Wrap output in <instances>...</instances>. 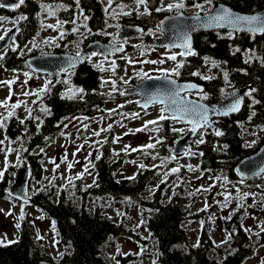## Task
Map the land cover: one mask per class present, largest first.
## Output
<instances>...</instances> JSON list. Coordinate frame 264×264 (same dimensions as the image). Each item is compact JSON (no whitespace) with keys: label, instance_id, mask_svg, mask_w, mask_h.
I'll return each mask as SVG.
<instances>
[{"label":"trees","instance_id":"obj_1","mask_svg":"<svg viewBox=\"0 0 264 264\" xmlns=\"http://www.w3.org/2000/svg\"><path fill=\"white\" fill-rule=\"evenodd\" d=\"M185 1L192 2V0ZM218 1L243 13L264 10V0ZM43 2L53 5L63 2L69 5L66 9L56 11V17L61 23H68L65 28L71 26L78 10L87 17L86 24L90 31L86 32L83 26L80 27L85 33L82 48L96 41L106 42L107 37L101 35L97 30L109 29L105 27V22L107 21L110 26L113 23V18L108 15L109 11L103 7L101 0H79V9L76 7V0H43ZM113 2L130 3L131 0H113ZM152 6L150 4L148 15H139L133 12L117 23L121 27L137 26L143 30H146V27L147 30L156 29L162 18L167 16V12L156 11V8L153 10ZM37 12H41L39 0H25L23 5L12 10L0 7V15L3 17L21 16L22 14L26 17L17 23L16 29L19 28V31L16 30L14 36L15 45L22 46L40 33L42 29L41 17L45 12H41L40 17H37ZM225 32L227 31L215 30L194 35L195 54H190L185 58L177 55V60H183L184 66L180 69L181 74L176 76V79L202 85L203 90L210 93L209 99L205 101L210 104L218 103L221 100L219 89L225 87L222 69L228 70L229 80L236 89L253 88L256 90L252 96L245 97L244 105L238 113L212 119L215 127L221 129L223 133L221 136H216L214 130L204 129V142L196 143L201 139L199 135L190 143L191 148H196L201 153V156L197 158L201 170H228L231 177L236 179L233 171L235 164L255 153L264 143V130H262L264 129V66H261L258 60L245 63V52H237L235 48L237 46L241 49L255 48L258 54H264V34L253 38L248 33H237L232 39H229L227 36L219 35V33ZM63 51L64 49L46 48L45 52L60 54ZM16 52L9 47L4 54V60L9 65L8 69L29 72L30 70L25 64V57L16 55ZM32 56H39V52H30L29 57ZM205 56L214 58L220 67H213L211 61L206 64ZM196 69H199L204 75H212L214 79L203 80L200 76L189 74L190 71ZM240 69L246 71L241 72ZM101 74L88 62L84 63L75 70L74 74H71L73 85L83 88L82 93L69 99L67 95L62 96L65 91H62L60 84H51L50 90L43 95L47 112L40 111L42 113L37 121L26 118L21 123V119L11 116L3 122L4 136L10 141L19 142L20 156L14 164H8L3 171V177L0 178V201H14L9 196V191L6 192L5 189L8 190L14 181L13 176L17 170L27 171L29 181H39L42 178L44 166L40 149L47 147L62 132L68 118H93L95 115L103 113V106L115 99L112 97V92H106L107 88L101 86ZM135 84L136 81L132 80L129 86ZM226 91H231V88H226ZM252 98L256 99V104H252ZM135 105L136 102H133L132 106ZM253 110L255 115L249 120L248 116ZM37 124H40L39 131H37ZM156 124L158 125V137L163 136L165 139L161 140L156 148L147 150L157 157H165L170 154L169 146H172L183 134L173 132L171 129L183 124L170 123L169 119L158 121ZM246 128H253L258 132L260 142L257 149L245 146L242 131ZM45 137L48 139L46 140ZM99 148L100 158L94 162L98 186L79 191L80 181L76 180V190L83 198L87 195H92L95 198H122L127 202L136 203L144 209L147 215V231L157 243L156 264H244L252 251L250 247L246 246L249 236L245 234L239 222L236 224V233L233 234L234 250L231 253L223 254L221 260L210 257L209 250L215 246L206 236L204 230L199 236L197 245L194 247L189 245L188 234L183 224L190 217L188 207L191 202L183 185H174L167 201H165V190L168 185L163 182L153 188L152 194L146 196L150 183L157 175L155 169H151L149 166L140 168L132 176V179L119 177L123 162L129 159L131 154H126L122 150L114 151L112 136L107 138ZM243 181L264 185L262 176ZM30 196L29 203L40 209L52 222L55 221L58 245L65 247L67 252H64L62 257L55 262L43 241L36 239L30 228L22 223L18 238L11 244L0 245V264H107L104 248L108 240L121 234L130 235L98 209L94 213H90L84 206V201L78 205L77 202L66 197L63 191L55 196L50 191L40 189ZM126 197L130 199H125ZM232 218L233 216H231ZM259 235L264 237V232L260 231ZM127 259L128 257L119 256V264H125Z\"/></svg>","mask_w":264,"mask_h":264},{"label":"rangeland","instance_id":"obj_2","mask_svg":"<svg viewBox=\"0 0 264 264\" xmlns=\"http://www.w3.org/2000/svg\"><path fill=\"white\" fill-rule=\"evenodd\" d=\"M101 2L103 7L108 9L109 13L115 11L118 14V18L112 19V25L107 27L109 29L105 30L109 33H116L117 28L115 25L118 24L117 21L130 13L148 15L150 12V10L148 13L143 12L144 5H141L137 9L134 0H131L130 3H123L127 6L124 9V11L128 12L127 15L119 14L121 9L117 5L121 4L120 2H113L111 5L108 4V0H101ZM170 2H173V0H158L156 2L154 0H147V7L149 8L150 4H152L153 10H155V8H162V5ZM194 3H187L185 1L187 6L179 11L186 14H194L197 11L192 6ZM161 11L167 12L166 15L177 13V9L169 11L162 8ZM56 16V14L48 16L45 12L41 17L44 23L46 22L45 26H42L40 33L35 38L30 39L22 46L16 44V55L18 54L20 57L27 58L30 52L37 51L42 56L46 54V48L64 49L62 53L73 54L78 50L77 45L79 46V50H83L82 42L85 33L80 27L86 24L87 20H83L84 16L81 11L78 10L75 15V26L79 28V31H72L74 27L73 23H71L69 28H65L68 25L66 22L60 24L61 30L65 28L62 30L63 38H61L60 31L46 26L47 24H55L56 20L59 19ZM0 17L3 16L0 15ZM19 17L20 15H14L13 17H5L6 19L0 20V35L5 36L6 29L9 31L14 28L10 44L16 34V26L20 21ZM122 28L120 26L119 33ZM143 33L145 35L144 38L134 37L131 41H126L129 43L130 50L128 52L125 51L123 57L120 59H113L118 58L115 57L118 55H113L110 60L105 61L102 56L98 55L92 57L91 61H86L102 73L101 76L105 78L103 88H107L106 92H112V97L115 99L103 106V113L97 114L93 118L74 117L66 120L65 125L67 127L63 128L62 132L44 148L43 152L40 151L44 174L39 181L30 180V194L33 195L40 189H45L57 196L63 191L66 197L72 199L73 202H77L78 205L84 201V206L90 213H94L98 209L99 212L110 218L114 223L120 225L125 233L130 234H121L108 240L104 248L107 264H119V256L128 257L125 264H153L154 261L156 262L158 255L157 243L147 231V215L144 209L138 204L127 202L122 198H95L92 195H87L83 198L76 190V180L80 181L79 191H84L97 185L94 162L99 155L100 145L112 136V139L116 138L115 141L113 139L114 151L122 150L126 154L130 153L132 155L123 162L122 169L118 174L119 177H132L138 169L143 167L149 166L151 169H155L157 175L154 181L150 183L146 196L152 194L153 188L162 182L168 185L165 190V201L169 198V193L174 185L181 184L185 187L191 203L188 207L190 217L185 221L183 227L188 234L190 246L194 247L197 245L199 236L204 230L206 236L215 246L209 250V256L221 260L223 254L231 253L234 250L233 234L236 233V224L239 222L245 234L249 236L246 246L250 247L252 251L244 264H264V237L259 235L261 228L264 227V223H262L264 222V196H262L264 194V185H256L244 181L241 183L242 179H234L228 173V170H201L199 159L194 157V155H176L177 158L175 160H166L161 164V160L164 157H157L154 153L148 152V150L156 148L161 142L157 143L159 137L157 135L158 125L156 122L162 120H156L155 124H146L145 122L155 120L156 117L161 115L159 112L160 107L153 106L148 111L141 113L136 105L132 106L136 98L127 95L126 89L131 87L129 85L132 80H135L136 83L143 80V77H137L136 74L139 72L146 73L150 78L159 77L160 73L158 69H171L175 67L176 62L168 59V55L176 52L167 49H155L151 46L153 39L160 36V31L153 29V32L149 33L146 27ZM106 37V42L101 43L108 44L110 37ZM52 38L55 39L53 40ZM33 39L37 44V47L34 48L31 43ZM142 51L143 55H141ZM129 59L134 62L129 63ZM111 60H115L117 64L115 75H113L111 68L106 67V65L111 63ZM139 61H143V63ZM151 61H163V63H151ZM98 63L101 66H96ZM0 65H2L0 66V81L13 80L15 78V82L11 85V97L6 103L11 104L17 100L22 102L19 107L14 109L15 115L13 116L19 119H26L27 114L25 109L31 108L32 115L27 118L37 121V117H40V113H42L40 112L41 107L45 106L43 97L45 92L35 104L32 102L36 99V95L26 96L23 93L40 88L44 85L45 80L49 81L50 85L54 83L48 77L35 74L31 71L16 70L14 72L12 69H8L9 65L4 58L0 59ZM25 73H29V75L26 77ZM168 75L172 74L169 73ZM65 76L68 77L70 83L65 82ZM109 77H111V80L116 81L117 91L111 90L112 84L111 80L108 79ZM125 80L127 83H124ZM25 81L27 82L26 84ZM58 84L62 86L64 91L72 88L74 85L71 74L66 73L62 78H59ZM119 90H123L125 95H121ZM77 95L79 93L75 94V96ZM8 96L9 86L7 84H0V101H5V98ZM117 105H122V107H117ZM105 109H113L114 111L109 113ZM6 112L7 109L4 106H0V115H6ZM129 113H137L138 115L134 118ZM169 120L170 123L174 122L171 119ZM82 124H87L88 128L81 127ZM109 124L112 125L111 129H107ZM142 125L143 128L140 131H136ZM183 125L176 126L175 128H185ZM99 129L106 130L101 131L99 136L92 134L94 130ZM62 133H67L68 135H62ZM257 134L258 132L253 128L243 129L242 136L245 146L247 143L255 141L251 146L246 147L257 149L260 142ZM0 140L4 141L3 144H0V149H2L0 150V170L4 171L6 148L11 147L13 149L11 152H7V160L8 164H14L17 159V152H19V142L8 140L4 136L2 127H0ZM149 142L154 143L155 147L148 150L137 147ZM126 146L129 147L126 148ZM77 148L81 150L73 156V152ZM133 148H136V151H132ZM169 148L172 150V146H169ZM191 150L193 153L197 151L196 148H191ZM65 156L67 157L66 159H64ZM50 157H54V162L59 165L55 171L53 170V163L49 162ZM68 163H72L73 167L66 171ZM188 165H191V168L187 167ZM176 166H179V170L175 173H169V169ZM77 172H84V175L78 179H72L71 177H75ZM202 172L203 175H201ZM166 173H168L167 179H165ZM65 177H68L70 182H66ZM222 177H227V180H224ZM262 178L264 179V175ZM60 185H63V187H60ZM201 185L204 186L203 189L200 188ZM225 192L229 193L227 200L224 196ZM243 193H255V197L251 195L244 197L242 196ZM254 199L255 205H253ZM205 203L208 205L207 208H205ZM225 203L227 206L222 207V204ZM22 204L23 209H21ZM0 209L3 210L0 211V239L6 238L12 241L17 239L20 227L17 228L16 224L19 223L21 226L24 223L30 228L36 239L39 236L38 239L43 241V244L55 262L62 257L64 252H67L65 247L58 245L56 227L54 226L53 230L51 219L40 209L30 203H20L15 200H1ZM9 209H11L10 213L8 212ZM21 211L24 213L23 219L19 218ZM231 216H233L232 219ZM140 221H144V223L140 224ZM138 224L139 227H137ZM117 248H119V251H117Z\"/></svg>","mask_w":264,"mask_h":264},{"label":"snow or ice","instance_id":"obj_3","mask_svg":"<svg viewBox=\"0 0 264 264\" xmlns=\"http://www.w3.org/2000/svg\"><path fill=\"white\" fill-rule=\"evenodd\" d=\"M25 3V0H18L16 3L8 4L7 7L10 8H17L20 5H23ZM40 3V9L41 12H46L48 16H54L56 14V11L59 9H66L69 7V5L64 4L63 2L57 3L55 5L44 3L43 0H39ZM113 3V0H108V4L111 5ZM134 4L136 5V8L139 9L141 5H144L143 12L148 13L149 8L147 7V0H134ZM187 5L185 4V0H173V2L167 3L162 5L163 9H167L171 11L172 9H177V13L175 17H172L173 23L171 24V30L173 32V35L175 37L176 42L169 43L168 45H165V48H172V47H178L182 49V52L179 55L188 56L190 54H195V50L192 47V33L197 30V28H214V29H222L227 28L228 31L225 33H219L221 36H227L229 39H232L237 33H248L251 37H255L258 34H264V10L262 11H251L248 13H243L240 11L234 10L230 6H215L214 0H196V2L192 5L197 11L188 18H185L183 16V13L180 12V9L185 8ZM76 7L79 9L80 4L79 0H76ZM118 8L121 9V12L119 14L127 15L128 12L124 11V9L127 7L123 3L117 5ZM162 8H157L156 11H161ZM131 11V10H129ZM41 12H37V17H40ZM202 13V14H201ZM108 15H111L113 19L118 18V14L113 11L112 13H108ZM6 19L5 17H0V20ZM20 20L26 19V17L22 14L19 17ZM170 19L169 17H165V20ZM83 20H87V17L84 16ZM165 20H161L159 24L157 25L156 31H163V26L165 24ZM186 20H190L191 23H186ZM74 27L72 28L73 32L79 31V28L75 26L76 21L75 19L72 21ZM61 21L59 19L56 20L55 24H47L46 26L48 28H55L58 31L61 32V38H63V31L60 29ZM41 25L45 26V23L43 20H41ZM107 21L105 22V27H108ZM115 27L117 28L116 33H109L107 31H104L103 29H98L97 32H99L101 35L109 36L110 39L108 41V44L99 52L92 51L88 53H83L82 50H79V46L77 45L78 50L73 53L72 55L68 56L65 64V67H62L60 69L61 72L70 73L72 69L75 68L77 61L84 59L91 61L92 57L94 56H102L105 61L110 60L112 57V54L115 52H121L124 49L125 43L127 41V38H121L119 29L120 25L116 24ZM84 31H90L87 24L83 25ZM19 31V28L16 29ZM7 29L5 32L7 33ZM138 31H143L142 29H138ZM149 33L153 32V29H148ZM5 37L4 35H0V40H3ZM53 40L55 38H52ZM47 42V41H46ZM32 47H37V44L35 43V40L33 39ZM98 44L99 41H96ZM13 51H16V45H15V38H13L11 44L9 45ZM5 46L3 51H0V59L4 58V53L8 51V47ZM31 51V49H29ZM235 51H244L246 54L245 63H250L253 60H258L261 64V66H264V54H258L257 50L255 48H248V49H241L240 47H236ZM141 55H143V51L141 52ZM177 53H171L168 55V59L176 62L175 67L171 69L161 68L158 69L160 76L157 77V79H162L164 81L163 86L156 87L153 90L146 91L144 93V100L141 105L142 108H147L148 106L159 103L160 108L159 112L161 115L155 118V120H149L146 121V124H155L156 120H165V119H171L176 123H183L190 127V130L192 133H196V130L198 128L207 129L209 125H212L213 130L215 132L216 136H221L223 133L221 129L216 128L214 125V122L210 119L212 115H228L230 113H234L239 111L241 104H242V97L237 93V89L232 86L231 81L229 80V72L228 70L223 71V79L225 81V87H221L219 89L221 100L218 103L210 104L206 103L209 99L210 93L207 91H204L202 86L193 83V82H184L180 83L176 79L172 78L173 76H179L180 69L184 66L183 60H177ZM126 58V57H125ZM128 59V58H126ZM204 61L207 64L209 61H211V65L213 67H220L219 63L214 59L205 56ZM134 61H131L129 59V63H133ZM140 63H143V61H139ZM151 63H163V61H151ZM2 66V65H0ZM96 66H101L100 63H98ZM106 67L111 68L113 70V75H115V69L117 67V64L115 60H111V63L106 65ZM12 71H16V69H12ZM241 72H245V69H240ZM171 73L172 75H168ZM190 75L193 76H200L203 80H210L214 79L212 75H204L200 72L199 69L190 71ZM26 77L29 75V73L24 74ZM138 78L143 77V79H151L148 77V75L144 72H139L136 74ZM101 86H104L105 78L101 77ZM111 80V77L108 78ZM66 83H70V80L67 76L64 78ZM15 82V78L13 80H7V81H0V84H7L9 86V96L5 98V101H0V106H4L7 109L6 115H0V127L4 126V121L15 115L14 109L20 106L22 103L20 100L15 101L14 103L8 104L6 103L7 100L10 99L12 94L11 85ZM27 82L25 81V84ZM124 83H127L125 80ZM112 84V91H117L116 88V81L111 80ZM226 88H231V91H226ZM50 90V83L49 81L45 80L44 85L41 86L38 89H33L31 92H24L23 95H36V99L33 100V104L36 103L37 100H40V96ZM84 91L83 88L75 87L69 88L65 91V93H62L63 95H67L69 99H71L76 93H82ZM95 91V89H93ZM121 95H125V92L123 90H119ZM256 90L253 88L248 89L243 93L244 97H250L252 96V93H254ZM183 93V95H182ZM191 93H195L196 96L199 97V99H192L190 97ZM83 97L81 96V99ZM252 104H256L257 101L255 98H252ZM117 107H122V105H117ZM42 112H47V107L43 106L40 109ZM27 117H30L32 115V109L26 108L25 109ZM105 111L111 113L114 110L113 109H105ZM129 115L133 116L134 118L138 115L137 113H129ZM255 115V111L253 110L251 114L248 116V119L251 120L252 117ZM26 117V118H27ZM39 119V117H37ZM21 123H23V118L20 120ZM42 123V121H41ZM37 131L40 129V124H37ZM66 128L67 125H64ZM81 127L87 129V124H82ZM112 125L109 124L107 126V129H111ZM143 128V125L141 128H137L136 131H140ZM106 129H99L94 130L92 132L93 135L99 136L101 131H105ZM158 130V129H157ZM173 132H184V128H172ZM264 130V129H262ZM131 131V129H130ZM62 135H68L67 133H62ZM203 131H201L200 136L201 139L196 141V143H203ZM255 135V133H253ZM179 138V137H178ZM19 139V138H18ZM47 140L48 138L45 137ZM114 141L116 138H113ZM165 139V137L161 136L158 138L157 143L161 140ZM151 140V138H150ZM4 141L0 140V144H3ZM252 143H255V141H251L246 144V146H251ZM129 146H126V148ZM138 148H144V149H150L155 147V144L152 142H149L147 144L138 145ZM225 147H227L225 145ZM2 150V149H0ZM13 149L11 147L6 148V154H5V168H7L8 160H7V152H11ZM80 148H77L73 152V156H75L76 152L80 151ZM41 152L44 151L43 148L40 149ZM132 151H136V148H133ZM182 154L184 155H194L195 153L192 152L190 147H185L181 150ZM19 152H17V158L19 159ZM67 157L65 156L64 159ZM99 155L97 156V159H99ZM176 154L172 152L170 149V154L161 160V164L164 163L166 160H175ZM87 159V157H85ZM54 157L49 158V162L53 163V170L55 171L56 168L59 167L58 164H56ZM73 167L72 163H68L67 170H70ZM143 167V165H142ZM155 167V165H153ZM187 167L191 168V165H188ZM86 170V168H85ZM179 170V166L173 167L169 169V173H175ZM239 171V170H238ZM3 170H0V178L3 177ZM246 173L240 172L241 176H244ZM254 175L256 174H262L264 175V165L260 166L258 171L253 172ZM84 175V172H77L75 174V177H71L72 179H78ZM168 173L165 174V179H167ZM203 175V172L201 173ZM133 177H129V179H132ZM224 180H227V177H222ZM66 182H70L68 177H65ZM241 183H243V180H241ZM60 187H63V185H60ZM210 187V186H209ZM201 189L204 188L203 185L200 186ZM7 192L8 190L5 189ZM38 191V190H37ZM239 193V189L237 190ZM26 195V194H25ZM253 196L255 197V193H243L242 196ZM224 196L227 200L229 193L225 192ZM264 196V194H262ZM125 199H130L126 197ZM27 202V200H25ZM253 205H255V199L253 200ZM227 204H222V207H226ZM208 205L205 203V208H207ZM21 209H23V204L21 205ZM0 211H3L0 209ZM8 212H11V209L8 210ZM24 213L21 211L20 213V219H23ZM230 218V217H228ZM144 221H140V224H143ZM264 223V222H262ZM53 230L55 226V221L52 222ZM16 227L19 228L20 224L17 223ZM139 227V224L137 225ZM261 231L264 232V227L261 228ZM39 238V236H38ZM14 241L7 240L6 238L0 239V245H4L5 243L11 244ZM55 243V241H53ZM117 251H119V248H117ZM62 255V254H61ZM153 264H156L154 261Z\"/></svg>","mask_w":264,"mask_h":264},{"label":"water","instance_id":"obj_4","mask_svg":"<svg viewBox=\"0 0 264 264\" xmlns=\"http://www.w3.org/2000/svg\"><path fill=\"white\" fill-rule=\"evenodd\" d=\"M16 2H18V0H0V6L6 8V9H11L10 7H7V5L11 4V3H16ZM214 5L217 7L221 6V5L227 6V5L219 2L218 0H214ZM182 13H183V16L185 18L191 17L193 15V14H186L184 12H182ZM175 16H176V13H174L172 15L164 16L162 18V20H165V17H169L170 19L165 20V24L163 26V31H160V36L153 39V41H152V47L153 48L167 49L169 51H178L179 53L182 52V49H180L178 47L165 48V45H168L169 43L176 42L175 37L173 35V32L171 30V24L173 23V20L171 18L175 17ZM185 22L191 23L190 20H186ZM138 29H141V28L137 27V26H126V27L122 28V30L120 31V36H121V38L126 37L127 39H131L133 37L144 38L145 35H144L143 31L142 32L138 31ZM215 30L228 31L227 28H222V29L197 28V30L192 33V47H193L194 35L199 34V33H203V32L215 31ZM13 34H14V28L10 29L7 32V34L4 36L5 38L3 40H0V51H3L5 46H9ZM260 35H262V34H258L256 36H260ZM106 45L107 44H104L101 42H99L98 44L96 42H93V43L86 45L84 47V49L82 50V52L85 54L88 52H92V51L99 52ZM125 50H126V48L124 47L123 51L115 52L112 54V56L113 55H121L125 52ZM70 55H72V54H69V53H61V54L46 53L42 56L39 55V56L27 57L25 59V64L31 72L36 73L38 75L47 76L48 79H50L52 81V83H54L55 81L58 80L61 73H65V72H61L60 69L62 67L66 66L65 61H66L67 57ZM180 56H182L184 58L187 57V56H183V55H180ZM86 61L87 60H84V59L77 61L74 69H78L81 65L86 63ZM74 69H72V70H74ZM172 78H174V77H172ZM177 81L180 83H184L183 81H179V80H177ZM193 83H195V82H193ZM163 84H164V81L162 79H157V77H151V79H143L140 82H138L136 85L128 88L126 90V94L129 96H134V97L138 98L136 100L137 107L143 111H146L151 106H153V105L160 106V104L155 103V104L148 106L147 108H142L141 105H142L143 100L145 98L144 93L146 91L153 90L156 87L163 86ZM196 84H198V83H196ZM198 85H200V84H198ZM200 86H202V85H200ZM202 88H203V86H202ZM245 91H246L245 88L237 89V93L239 95H241V97H242V104H241L239 111L242 109V107L244 105L245 97L243 96V93ZM191 94H194V93H191ZM182 95H183V93H182ZM191 98L197 99L195 97H191ZM239 111L234 112V113H230L226 116H230L232 114L238 113ZM226 116L225 115H219V116L212 115L210 117V119L212 120L213 118H222V117H226ZM186 126L188 127V130L183 135H181L174 142V144L172 146V152H174L176 155H183L181 150L184 149L185 147H187L188 144L190 143V141L193 140L198 135V133L203 130L202 128H198L196 130V133H192L190 130V127L188 125H186ZM207 129L213 131L212 125H209V127ZM125 138H127V137H125ZM194 156L196 158H199L201 156V153L197 151V152H195ZM262 165H264V143L256 150L255 153H253L252 155H250L244 159L239 160L235 164L233 171H234L237 178L243 179V180H249V179H253V178L263 176L262 174H256V175L253 174V172L258 171L259 167ZM240 172H244L246 174L244 176H241ZM13 179H14V181L11 183V185L8 188L9 196L13 200L18 201L20 203H29L31 201V196L29 193L30 181H29V175H28L27 171H25L24 169L17 170ZM25 200H27V202H25Z\"/></svg>","mask_w":264,"mask_h":264},{"label":"flooded vegetation","instance_id":"obj_5","mask_svg":"<svg viewBox=\"0 0 264 264\" xmlns=\"http://www.w3.org/2000/svg\"><path fill=\"white\" fill-rule=\"evenodd\" d=\"M192 2H196V0H192ZM192 2H189V3H192ZM142 29V28H141ZM143 30V29H142ZM107 39V38H106ZM132 39H128L127 41H131ZM125 48H126V52H128L129 50H130V46H129V43L128 42H126L125 43ZM177 54H179V52L178 51H175ZM123 55L124 54H121V55H118V56H115V57H118V58H113V59H120L121 57H123ZM120 56V57H119ZM87 63V62H86ZM75 73V70H72L71 72H70V74H74ZM66 73H62L61 75H60V78H62L64 75H65ZM174 77V76H173ZM174 78H176V76L174 77ZM59 81V80H58ZM56 83H58V82H56ZM61 86V85H60ZM61 88H62V86H61ZM64 89H62V91H63ZM190 97H197L198 98V96H196L195 94H190ZM153 107V106H152ZM149 110V109H148ZM148 110H146V111H148ZM141 111V110H140ZM145 111H141V113H144ZM185 126V125H184ZM185 131H187V127L185 126ZM184 131V132H185ZM183 132V133H184ZM201 133V132H200ZM199 133V134H200ZM98 182V181H97ZM98 184L99 183H97V185L96 186H98Z\"/></svg>","mask_w":264,"mask_h":264}]
</instances>
